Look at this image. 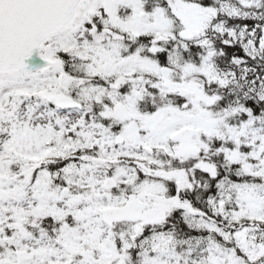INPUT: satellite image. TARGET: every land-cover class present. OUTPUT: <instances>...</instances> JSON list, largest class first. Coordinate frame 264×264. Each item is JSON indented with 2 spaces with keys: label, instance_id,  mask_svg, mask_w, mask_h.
Listing matches in <instances>:
<instances>
[{
  "label": "snow or ice",
  "instance_id": "1",
  "mask_svg": "<svg viewBox=\"0 0 264 264\" xmlns=\"http://www.w3.org/2000/svg\"><path fill=\"white\" fill-rule=\"evenodd\" d=\"M0 264H264V0H0Z\"/></svg>",
  "mask_w": 264,
  "mask_h": 264
}]
</instances>
